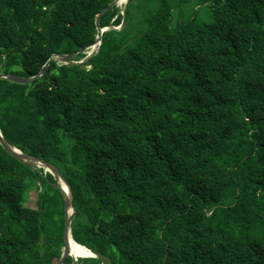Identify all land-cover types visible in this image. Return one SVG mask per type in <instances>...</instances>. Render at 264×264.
<instances>
[{
    "label": "trees",
    "instance_id": "trees-1",
    "mask_svg": "<svg viewBox=\"0 0 264 264\" xmlns=\"http://www.w3.org/2000/svg\"><path fill=\"white\" fill-rule=\"evenodd\" d=\"M112 1L0 0V74L91 45ZM192 1L114 5L82 62L0 78L3 138L60 172L72 238L96 254L65 264H264V0H194L174 21ZM50 182L0 144V264H58Z\"/></svg>",
    "mask_w": 264,
    "mask_h": 264
},
{
    "label": "water",
    "instance_id": "water-1",
    "mask_svg": "<svg viewBox=\"0 0 264 264\" xmlns=\"http://www.w3.org/2000/svg\"><path fill=\"white\" fill-rule=\"evenodd\" d=\"M120 1L121 0L112 1L110 4L105 6L100 11V13L98 14V16L96 18L97 36H96L94 42L91 45H89L87 47H84V48H81L79 51L71 53V54H68V55H57L56 57L51 56L47 60V62L42 66V68L39 71V73L36 74L35 76L21 77V76H17V75L0 74V78L1 77L8 78V79H10V80H12L14 82H18V83H29V82L33 81L34 79L42 76L45 73V71L48 68V66L51 63V61H53V60H55L57 62H61V63H74L76 61H73L71 59L76 57L78 54L86 53V51L89 48L96 47V49L94 51H97L99 49L100 44H101L102 33L107 29V27L101 28V26H100L101 17L107 10L112 8L114 5L118 6ZM94 51H92L91 53H87V56L84 59H82L81 61H79V62H82L83 60H85ZM0 144L9 154H11L13 157H15L21 163H23V164H25L27 166H33L36 169L44 168L46 171H48L49 173H51L53 175V177L55 179V182H54L53 186H55L61 192V195L63 197V202H64V216H65L64 233H63V242L64 243H63V248H62V255H61V257L58 260V264H65V259L68 256H72L71 241L76 243L73 240V238H72L71 229H70L71 218H72V215L74 214L73 196H72V192H71L70 186L68 185V183L65 181L63 176L60 174V172L54 166H52L50 163L45 162L44 160H41V159H39L37 157L30 156V155L22 153L19 149H17L16 147L12 146L11 144H9L3 138L2 134H1V131H0ZM64 186L66 188H64ZM76 244H78V243H76ZM89 251H90L89 255L82 256V257H96L95 253H93L91 250H89ZM74 258L77 259V257H74Z\"/></svg>",
    "mask_w": 264,
    "mask_h": 264
},
{
    "label": "rangeland",
    "instance_id": "rangeland-1",
    "mask_svg": "<svg viewBox=\"0 0 264 264\" xmlns=\"http://www.w3.org/2000/svg\"><path fill=\"white\" fill-rule=\"evenodd\" d=\"M128 0H126V2L122 5H118V7L123 10V8L125 7L126 3ZM195 6V2L194 0L188 5L186 6L184 9L182 8H177L175 9V13L173 14V20L175 21L176 19H185L187 14H189L188 9H191ZM180 9H182V13H179ZM122 12V11H121ZM201 13H203V11H200ZM203 18H207V15L203 13L202 15ZM112 27H107L106 30L111 29ZM116 29H119L120 26L114 27ZM96 49V47H91L89 48L86 53H91L92 51H94ZM81 61V60H80ZM44 172H48L44 169ZM39 183V189L40 191L42 189L44 190H48V183L45 181L44 184L42 185L39 181H37ZM37 182H33V185L31 187V189H27L26 194H25V204H27L30 207H37V200H38V191L35 189V183ZM51 185H53V182H50ZM74 258V257H73ZM75 259V258H74Z\"/></svg>",
    "mask_w": 264,
    "mask_h": 264
},
{
    "label": "bare ground",
    "instance_id": "bare-ground-1",
    "mask_svg": "<svg viewBox=\"0 0 264 264\" xmlns=\"http://www.w3.org/2000/svg\"><path fill=\"white\" fill-rule=\"evenodd\" d=\"M125 2H126V0H121L119 2V5H122ZM64 188H66V187L64 186ZM71 247H72V257L78 258V257H82V256H86V255L90 254V251L87 248H85L79 244H76L73 241H71Z\"/></svg>",
    "mask_w": 264,
    "mask_h": 264
}]
</instances>
